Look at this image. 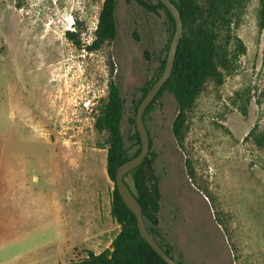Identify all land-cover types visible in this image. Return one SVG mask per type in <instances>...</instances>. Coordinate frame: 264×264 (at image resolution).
Here are the masks:
<instances>
[{"label":"rangeland","instance_id":"1","mask_svg":"<svg viewBox=\"0 0 264 264\" xmlns=\"http://www.w3.org/2000/svg\"><path fill=\"white\" fill-rule=\"evenodd\" d=\"M104 1L0 0V264L88 255L71 240L68 206L111 208L108 134L95 128L111 81L125 100L126 146L131 154L141 147L131 120L167 55L172 24L162 9L117 0V37L89 50ZM260 2L247 0L240 19L220 29L224 48L238 54V39L245 51L222 83L205 85L184 146L172 133L173 95L146 118L162 193L158 239L183 264H264V148L250 136L264 132Z\"/></svg>","mask_w":264,"mask_h":264},{"label":"trees","instance_id":"2","mask_svg":"<svg viewBox=\"0 0 264 264\" xmlns=\"http://www.w3.org/2000/svg\"><path fill=\"white\" fill-rule=\"evenodd\" d=\"M157 1L156 5H151L144 0H137L145 9L164 10L170 19L172 33L166 47L168 55L170 43L175 33V21L161 1ZM171 1L181 13L184 23V35L177 52L173 73L147 109L144 120L146 122L148 114L158 99L165 93L173 95L178 112L172 125V133L177 143L183 147L189 129L190 115L205 85L210 81L222 83L224 74L230 72L235 59L245 51L242 41L236 39L239 43L238 54L232 55L230 50L224 48L221 44L219 33L222 27H231L240 19L246 8L247 0ZM116 7L117 0L104 1L95 33L96 38L88 46L89 50L97 51L105 43L112 42L117 37ZM259 27L264 30V0L260 2ZM67 35L72 42L80 45L74 32H68ZM167 55L160 59L159 71L148 86L144 88L142 100L162 75ZM124 115L125 100L117 84L111 81L108 96L101 105L96 117L95 128L99 133L108 134L106 170L109 179L115 184L111 203V216L120 226V232L114 239L111 249H106L100 254L89 252L81 260L64 264H167L141 237L137 218L125 205L117 189V169L123 163L136 157L141 151V147H139L131 154L126 146L122 131ZM131 123L136 127V119H132ZM250 136L253 137L254 143L259 148H264V132L253 129ZM133 138L136 140V144L141 146L137 128ZM150 155L153 156L154 154L149 153L143 164L126 176V180L130 177L132 181V186L128 184L142 205L148 231L166 253L175 259L169 249L163 247L158 239L160 235L158 214L161 210L162 193L159 179L154 171L153 158ZM187 166L190 167L189 162H187ZM191 175L193 177V172H191ZM178 262L183 264L180 261Z\"/></svg>","mask_w":264,"mask_h":264},{"label":"water","instance_id":"3","mask_svg":"<svg viewBox=\"0 0 264 264\" xmlns=\"http://www.w3.org/2000/svg\"><path fill=\"white\" fill-rule=\"evenodd\" d=\"M160 1L174 18L175 33L170 43L164 71L160 78L154 83L148 94L141 101L137 109L136 128L141 140V151L136 157L123 163L117 169L116 184L118 192L121 195L125 205L132 213L135 214L137 218L138 229L141 237L167 264H181L177 260L173 259L170 255H168L154 238V236L148 231L144 220L142 205L135 197L132 188L126 180V176L133 170L141 166L150 153L151 141L145 124L144 116L149 106L153 103V101L158 96L159 92L168 82L173 73L177 52L184 35V23L177 6L171 0Z\"/></svg>","mask_w":264,"mask_h":264},{"label":"crops","instance_id":"4","mask_svg":"<svg viewBox=\"0 0 264 264\" xmlns=\"http://www.w3.org/2000/svg\"><path fill=\"white\" fill-rule=\"evenodd\" d=\"M75 206L78 205L68 206L72 214L71 240L83 250L95 254L111 249L114 239L120 232V226L111 216V208L107 209L103 201L97 209L79 211V207ZM63 215L64 212L61 214L62 220L65 219Z\"/></svg>","mask_w":264,"mask_h":264},{"label":"bare ground","instance_id":"5","mask_svg":"<svg viewBox=\"0 0 264 264\" xmlns=\"http://www.w3.org/2000/svg\"><path fill=\"white\" fill-rule=\"evenodd\" d=\"M55 69V68H54ZM60 69V68H59Z\"/></svg>","mask_w":264,"mask_h":264}]
</instances>
